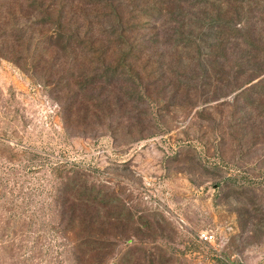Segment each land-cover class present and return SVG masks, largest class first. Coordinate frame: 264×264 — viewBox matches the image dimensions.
I'll list each match as a JSON object with an SVG mask.
<instances>
[{"label": "rangeland", "instance_id": "374dc122", "mask_svg": "<svg viewBox=\"0 0 264 264\" xmlns=\"http://www.w3.org/2000/svg\"><path fill=\"white\" fill-rule=\"evenodd\" d=\"M71 1L0 0V39L16 26L0 40V264H77L85 234L121 235L106 264H264V81L236 74L217 48L198 61L204 72L172 46L160 60L130 55L152 35L138 12L148 0L126 6L119 27L112 0ZM23 25L31 50L11 55ZM123 27L133 28L124 45ZM69 38L72 80L60 71ZM99 81L118 89L99 117L79 114L66 84ZM71 175L111 199L90 229L51 209Z\"/></svg>", "mask_w": 264, "mask_h": 264}, {"label": "trees", "instance_id": "16d2710c", "mask_svg": "<svg viewBox=\"0 0 264 264\" xmlns=\"http://www.w3.org/2000/svg\"><path fill=\"white\" fill-rule=\"evenodd\" d=\"M112 2L113 4L108 8L114 14L115 20H118L117 26L119 27L123 21L124 11L128 8L126 6L131 3H136L140 6L143 0H112ZM76 4L73 0L67 3L66 7L71 9ZM145 5L149 7L140 8L138 12L143 13L144 21L151 25L152 35L139 38V40L145 42L144 45H140L135 50L132 48L131 52H129L130 55L144 54L143 57L146 55V59L149 61L153 59L160 60L164 59V54L166 53L162 49L165 50L172 46L173 50H177L178 59L185 60V66L192 67L185 69H194L199 72L202 70L204 72L207 71L205 64L202 66V63L200 64L198 61H202L207 51L215 53V51L211 50L217 48L216 54H221L220 57L222 59L226 58L227 52L232 56L236 74H241L242 71L243 74L248 73L249 83L256 79H259V84L264 81V0H148L145 1ZM91 6L95 7L97 4ZM48 11L50 10L48 9ZM8 26L11 29L3 30V32L6 31L5 35L1 37V41L8 42L7 40L10 39H8L7 32L12 34L13 31H16V26L12 25V23ZM20 28L23 36L6 47V51L8 49L11 55L14 54L15 47L21 50L24 49L25 52H30L31 50V45L27 48L23 47V41L26 40V38L24 39L26 37L25 34L31 33L29 27L23 25ZM82 30V26L77 27L76 32L78 33L76 34L81 33ZM120 31L122 33L118 38L124 45L127 43L125 36L130 38L133 28L123 27ZM32 35L34 34L29 35V41L33 39L34 36L32 37ZM114 35L117 36L116 33H113ZM100 38L101 35H98L94 43L99 41ZM71 43L69 38L65 49L61 50L65 53L64 59L67 61V63L65 62V67L67 66V68L72 64L71 61L68 63V59H71L73 54L72 50L75 52L77 48ZM38 44L39 41L37 42ZM37 45L35 49H37ZM47 45L41 50L43 54L48 52L49 45L48 47ZM110 49H107L108 53ZM179 49L182 52L179 53ZM211 53H208V56L215 57ZM139 57L141 58V56ZM140 58H138V62ZM34 61L37 62V59H34ZM177 64L180 66V61ZM161 65L158 62L159 68L162 67ZM73 67L71 66L68 69L61 68L60 71L62 74L68 72L72 80L74 77ZM131 67L132 65H130ZM132 73L133 71L130 70L126 76L130 78L133 75ZM162 79H165V73L161 74L158 80ZM178 79H176V82L181 84ZM75 84H66V89H68L71 96L77 95L80 103L77 106L79 108L78 113L84 112V116L94 115L99 117L104 111V104L115 94L109 90L115 91V89H118L117 86L106 90L108 89L106 85L111 83H105L104 81H99L96 84L92 83L91 85L86 84L84 87L82 85L76 87ZM133 84H137L135 79ZM179 88L180 85H176V89L178 90ZM94 92L97 93L98 98H89V95L94 94ZM99 99L103 103L93 102H97ZM73 169L75 170L71 172L74 174L77 167L73 166ZM63 181L62 188L53 199L51 209L57 214L59 222L66 223L67 226H72L75 230L83 226L85 229H90L96 220L99 221L102 218V212L105 210L102 205L111 199L106 200L103 191L95 189V186H88L86 181L80 180V177L77 178L75 175L63 178ZM92 205L95 206L93 209L95 214L91 216ZM115 220L117 221V219ZM120 237L121 235L118 234L110 236L105 234H85L84 237H78L76 243H74L77 264H106L108 260H111V256H114L115 252L112 249L116 248ZM108 249L110 251L107 255L106 251ZM120 262V259L115 257L112 264H120Z\"/></svg>", "mask_w": 264, "mask_h": 264}, {"label": "built area", "instance_id": "2783aa9c", "mask_svg": "<svg viewBox=\"0 0 264 264\" xmlns=\"http://www.w3.org/2000/svg\"><path fill=\"white\" fill-rule=\"evenodd\" d=\"M202 238H203V240H205V241H209V240L212 239V236H209V235H207V234H203V235H202Z\"/></svg>", "mask_w": 264, "mask_h": 264}]
</instances>
